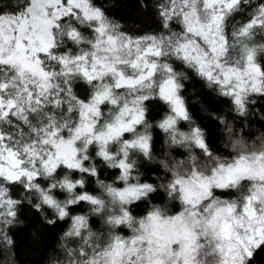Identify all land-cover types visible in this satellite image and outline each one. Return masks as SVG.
Returning <instances> with one entry per match:
<instances>
[{"label":"snow or ice","instance_id":"6c2138e0","mask_svg":"<svg viewBox=\"0 0 264 264\" xmlns=\"http://www.w3.org/2000/svg\"><path fill=\"white\" fill-rule=\"evenodd\" d=\"M0 264H264V0H0Z\"/></svg>","mask_w":264,"mask_h":264},{"label":"trees","instance_id":"16d2710c","mask_svg":"<svg viewBox=\"0 0 264 264\" xmlns=\"http://www.w3.org/2000/svg\"><path fill=\"white\" fill-rule=\"evenodd\" d=\"M8 2L10 3V2H11V0H8ZM25 258H26V259L28 258L26 253H25Z\"/></svg>","mask_w":264,"mask_h":264}]
</instances>
